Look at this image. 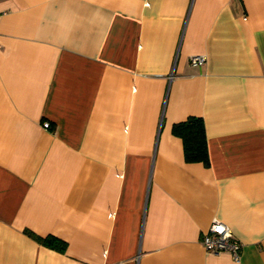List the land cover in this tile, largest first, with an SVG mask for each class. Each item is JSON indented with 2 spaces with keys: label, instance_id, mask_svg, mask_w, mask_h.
Returning <instances> with one entry per match:
<instances>
[{
  "label": "crops",
  "instance_id": "obj_1",
  "mask_svg": "<svg viewBox=\"0 0 264 264\" xmlns=\"http://www.w3.org/2000/svg\"><path fill=\"white\" fill-rule=\"evenodd\" d=\"M0 264H264V0H0Z\"/></svg>",
  "mask_w": 264,
  "mask_h": 264
},
{
  "label": "trees",
  "instance_id": "obj_2",
  "mask_svg": "<svg viewBox=\"0 0 264 264\" xmlns=\"http://www.w3.org/2000/svg\"><path fill=\"white\" fill-rule=\"evenodd\" d=\"M173 134L179 136L183 142L184 159L187 162H202L208 165V151L204 123L200 116L190 115L186 119L173 124ZM33 237L42 244L63 251L65 241L60 238L47 235L45 237L35 235L29 232Z\"/></svg>",
  "mask_w": 264,
  "mask_h": 264
},
{
  "label": "built area",
  "instance_id": "obj_3",
  "mask_svg": "<svg viewBox=\"0 0 264 264\" xmlns=\"http://www.w3.org/2000/svg\"><path fill=\"white\" fill-rule=\"evenodd\" d=\"M189 62L193 65H201L205 62V56L203 55H191ZM45 127L49 125V122L45 121L43 124ZM203 246L206 251L211 253H219L222 251H229L233 259L239 258L240 242L233 235L230 227L217 219H214L202 239Z\"/></svg>",
  "mask_w": 264,
  "mask_h": 264
}]
</instances>
